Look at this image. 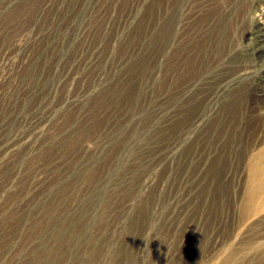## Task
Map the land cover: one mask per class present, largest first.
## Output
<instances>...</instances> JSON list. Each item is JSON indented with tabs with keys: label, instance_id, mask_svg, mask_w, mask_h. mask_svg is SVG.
<instances>
[{
	"label": "rangeland",
	"instance_id": "obj_1",
	"mask_svg": "<svg viewBox=\"0 0 264 264\" xmlns=\"http://www.w3.org/2000/svg\"><path fill=\"white\" fill-rule=\"evenodd\" d=\"M263 150L264 0H0V264H256Z\"/></svg>",
	"mask_w": 264,
	"mask_h": 264
},
{
	"label": "bare ground",
	"instance_id": "obj_2",
	"mask_svg": "<svg viewBox=\"0 0 264 264\" xmlns=\"http://www.w3.org/2000/svg\"><path fill=\"white\" fill-rule=\"evenodd\" d=\"M216 138V137H215ZM218 141V140H217ZM218 144V143H217ZM216 145V144H215ZM219 146V145H218ZM225 148V147H224ZM253 164H254V168L252 169L251 168V172L254 174L257 170H259V169H264V150L263 151H261L254 159H253ZM253 166V165H252ZM220 169H221V167H220ZM253 170V171H252ZM241 172V171H240ZM216 173V172H215ZM218 173V172H217ZM222 176V175H221ZM230 181V180H229ZM227 184V183H226ZM242 184V183H241ZM232 185V184H231ZM228 186V185H227ZM245 186V185H244ZM263 185H257L256 187L257 188H255L254 190L252 189V192L250 193V196H249V198H250V202H254V204H253V207H255L254 208V210H259V208L261 207V206H263L264 205V198H263V200L261 201V202H257L256 200L257 199H260V197H262V196H264V194L263 195H260V192H261V189H263L264 190V187H262ZM236 187V186H235ZM241 187V186H240ZM232 188H233V186H232ZM228 190V189H227ZM234 191V190H233ZM211 196H213V195H211ZM247 196V195H246ZM229 197V196H228ZM235 197V196H234ZM231 198V197H230ZM238 199V198H237ZM244 199V198H243ZM235 200V199H234ZM231 201H233V200H231ZM237 201V200H236ZM227 203V202H226ZM236 203V202H235ZM211 204V203H210ZM228 205V204H227ZM247 205V204H246ZM216 206V205H215ZM214 206V207H215ZM241 206V205H240ZM248 206V205H247ZM235 207V206H234ZM238 207V206H237ZM250 207V206H249ZM242 208H243V205H242ZM244 209V208H243ZM253 210V209H252ZM233 212V211H232ZM256 212V211H255ZM250 213V212H249ZM252 214H255V213H252ZM243 215V214H242ZM241 216V215H240ZM246 216V215H245ZM244 216V217H245ZM254 217V216H253ZM252 217V218H253ZM230 219V218H229ZM235 219V218H234ZM217 220V219H216ZM243 220H246V218H244ZM241 222V221H240ZM243 223V222H242ZM232 224V223H231ZM245 224H241V225H238L237 227H235L236 229L238 228H240V230H241V227L242 226H244ZM254 225V223H252V226ZM232 226V225H231ZM251 227V226H250ZM223 230V229H222ZM248 230V229H247ZM226 232V231H225ZM240 232V231H239ZM231 234V233H230ZM228 235H229V233H228ZM232 237V236H231ZM220 238V237H219ZM262 238V237H261ZM240 246H238V248H239ZM236 248V247H235ZM240 250V249H239ZM241 251V250H240ZM263 251V250H262ZM237 252H239V251H237ZM242 252V251H241ZM261 252V251H260ZM259 252V253H260ZM264 252V251H263ZM234 253H235V251H234ZM231 254V253H230ZM259 255V254H258ZM258 255H257V257H258ZM237 256V255H236ZM236 256H235V258H236ZM260 256V255H259ZM230 257H232V256H230ZM252 257V256H251ZM248 258H250V257H248ZM255 259V258H254ZM258 259V258H257ZM213 260V259H212ZM232 260H234L233 258H232ZM243 260V259H242ZM244 260H246V259H244ZM254 261H256V260H254ZM227 262H229L228 261V258H227V256H224V261H223V263L224 264H227ZM233 262V261H232ZM231 262V263H232ZM233 264V263H232ZM256 264H264V254L263 255H261V259L258 261V263L256 262Z\"/></svg>",
	"mask_w": 264,
	"mask_h": 264
}]
</instances>
